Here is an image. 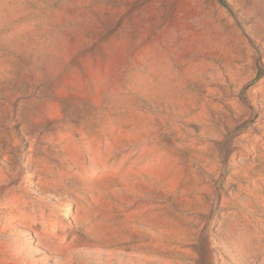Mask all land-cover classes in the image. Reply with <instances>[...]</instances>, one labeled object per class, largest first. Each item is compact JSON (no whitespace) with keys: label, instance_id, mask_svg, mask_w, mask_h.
<instances>
[{"label":"rangeland","instance_id":"rangeland-1","mask_svg":"<svg viewBox=\"0 0 264 264\" xmlns=\"http://www.w3.org/2000/svg\"><path fill=\"white\" fill-rule=\"evenodd\" d=\"M0 264H264V0H0Z\"/></svg>","mask_w":264,"mask_h":264}]
</instances>
